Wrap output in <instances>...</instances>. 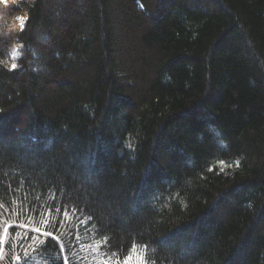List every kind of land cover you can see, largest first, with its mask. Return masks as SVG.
<instances>
[{"label":"trees","instance_id":"1","mask_svg":"<svg viewBox=\"0 0 264 264\" xmlns=\"http://www.w3.org/2000/svg\"><path fill=\"white\" fill-rule=\"evenodd\" d=\"M136 245L264 264V0L0 4V264Z\"/></svg>","mask_w":264,"mask_h":264},{"label":"rangeland","instance_id":"2","mask_svg":"<svg viewBox=\"0 0 264 264\" xmlns=\"http://www.w3.org/2000/svg\"><path fill=\"white\" fill-rule=\"evenodd\" d=\"M95 252L97 253V251ZM125 260H127V264H156L149 259L145 253V249L140 245H136L134 252L126 258L102 256L92 261L91 264H115L116 261H119V264H124Z\"/></svg>","mask_w":264,"mask_h":264},{"label":"snow or ice","instance_id":"3","mask_svg":"<svg viewBox=\"0 0 264 264\" xmlns=\"http://www.w3.org/2000/svg\"><path fill=\"white\" fill-rule=\"evenodd\" d=\"M2 4L4 5V6H8V0H2ZM18 20H19V22H20V25H21V28H23L24 26H25V23H26V19H25V17H18L17 18ZM12 67L13 68H15L16 67V65L15 64H13L12 65ZM68 213H67V211H65V215H67ZM101 231H103V229H100ZM5 231H7V229H5ZM38 235L40 234V230L39 229H35L34 230ZM43 235H45V236H52V234L51 233H43ZM54 239H59L58 237H53ZM32 239H35L34 237H29L27 234L24 236V237H22L21 238V241H24V240H28V241H31ZM105 242H107V239H106V241ZM103 246V244L101 245V247ZM18 247H23V249H24V253H25V257L27 256V253H28V251H29V247H31V244L29 243V245L28 246H25L23 243H18ZM73 247H76V246H74V245H70L69 246V249H65V246H64V244H60L59 245V248H60V252L61 253H66V251H68V250H71V248H73ZM82 247V246H81ZM32 251L33 252H36V251H39V249H37V248H32ZM15 260L17 261V262H20L21 261V256L19 255V254H17L16 255V257H15ZM63 264H68V257H67V255H65V257H64V261H63ZM115 264H119V261H116L115 262ZM124 264H127V260H125L124 261Z\"/></svg>","mask_w":264,"mask_h":264},{"label":"clouds","instance_id":"4","mask_svg":"<svg viewBox=\"0 0 264 264\" xmlns=\"http://www.w3.org/2000/svg\"><path fill=\"white\" fill-rule=\"evenodd\" d=\"M9 2H11V3H15L16 0H8V3H9ZM0 4H2V0H0ZM32 70H33V71H40L41 68H40V67H35V68H33Z\"/></svg>","mask_w":264,"mask_h":264}]
</instances>
